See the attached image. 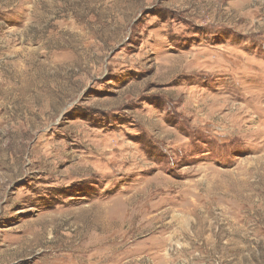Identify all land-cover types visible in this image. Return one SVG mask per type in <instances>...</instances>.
Listing matches in <instances>:
<instances>
[{
  "label": "rangeland",
  "instance_id": "obj_1",
  "mask_svg": "<svg viewBox=\"0 0 264 264\" xmlns=\"http://www.w3.org/2000/svg\"><path fill=\"white\" fill-rule=\"evenodd\" d=\"M192 260L264 264V0H0V264Z\"/></svg>",
  "mask_w": 264,
  "mask_h": 264
},
{
  "label": "crops",
  "instance_id": "obj_2",
  "mask_svg": "<svg viewBox=\"0 0 264 264\" xmlns=\"http://www.w3.org/2000/svg\"><path fill=\"white\" fill-rule=\"evenodd\" d=\"M125 147H127L126 144L123 145V148H125ZM123 148H122V149H123ZM193 258H194V256H193ZM194 262H195V260H192V261H191V264H195Z\"/></svg>",
  "mask_w": 264,
  "mask_h": 264
},
{
  "label": "bare ground",
  "instance_id": "obj_3",
  "mask_svg": "<svg viewBox=\"0 0 264 264\" xmlns=\"http://www.w3.org/2000/svg\"><path fill=\"white\" fill-rule=\"evenodd\" d=\"M10 88V87H9ZM162 181V180H161ZM102 256V255H101Z\"/></svg>",
  "mask_w": 264,
  "mask_h": 264
}]
</instances>
